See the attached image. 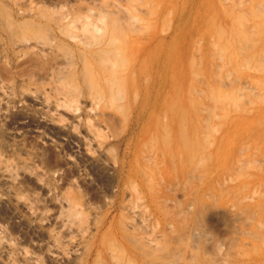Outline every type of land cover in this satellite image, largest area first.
Listing matches in <instances>:
<instances>
[{
  "label": "rangeland",
  "instance_id": "374dc122",
  "mask_svg": "<svg viewBox=\"0 0 264 264\" xmlns=\"http://www.w3.org/2000/svg\"><path fill=\"white\" fill-rule=\"evenodd\" d=\"M0 161V264H264V0H0Z\"/></svg>",
  "mask_w": 264,
  "mask_h": 264
},
{
  "label": "bare ground",
  "instance_id": "6f19581e",
  "mask_svg": "<svg viewBox=\"0 0 264 264\" xmlns=\"http://www.w3.org/2000/svg\"><path fill=\"white\" fill-rule=\"evenodd\" d=\"M85 19V18H84ZM86 20H88V19H86ZM88 22V21H87ZM91 23V22H90ZM90 23H88V24H86V25H89ZM84 25V24H83ZM85 26V25H84ZM91 26V25H90ZM89 28V27H88ZM221 29V28H220ZM219 32V31H218ZM82 35H83V33H82ZM84 36H86V35H84ZM88 38V37H87ZM84 39V38H83ZM84 42V41H83ZM227 42V41H226ZM0 163H1V161H0ZM12 168L11 167H9L8 165H1L0 164V177H1V179L4 181V182H7V181H9V179L12 177V170H11ZM13 178V177H12ZM71 210V212H72V209H70ZM68 212V211H67ZM71 214V213H70ZM66 215V214H65ZM72 215V214H71ZM67 216V215H66ZM76 216V215H75ZM64 218H65V216H64ZM67 218H71L70 216H68ZM67 220V219H66ZM65 220V221H66ZM70 220V219H69ZM68 220V221H69ZM64 221V220H63ZM67 221V222H68ZM72 221V220H71ZM61 224H63V223H61ZM64 227H66L65 225H64Z\"/></svg>",
  "mask_w": 264,
  "mask_h": 264
}]
</instances>
